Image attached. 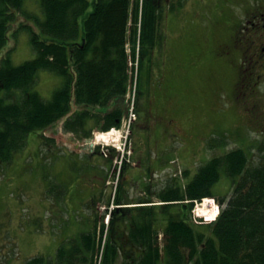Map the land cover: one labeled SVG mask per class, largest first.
I'll list each match as a JSON object with an SVG mask.
<instances>
[{
    "label": "rangeland",
    "instance_id": "rangeland-1",
    "mask_svg": "<svg viewBox=\"0 0 264 264\" xmlns=\"http://www.w3.org/2000/svg\"><path fill=\"white\" fill-rule=\"evenodd\" d=\"M206 2L209 5L204 6L201 0H169L168 3L161 0L163 12L157 25V44L152 49L147 48L142 67L138 68V85L130 91L127 105L130 108L135 102L138 121L126 120L118 129L119 138L122 137L119 145L123 144L122 150L126 146L122 166L129 165L126 159L139 165L134 170L136 184L127 181V177L121 180L124 190L139 187L130 191L134 199L140 190H145L149 180L156 185L160 181V187L173 183L177 168L173 161L184 170L185 179L189 176L181 183L183 186L194 179L201 166L232 150L244 149L251 165L264 156V81L260 83L261 92L254 96L258 105L255 109L249 87L241 90L240 85H235L236 68L233 81L229 80L228 64L222 59L225 54L220 43L228 42L230 33L222 24V19L228 16L225 10H229V0ZM25 4L26 13H40L39 1L26 0ZM40 15L44 19L42 11ZM26 21L23 14L18 16L12 26L17 38H11L6 51L12 53L16 65L36 57L28 33H18L21 24L34 27ZM248 69L244 82L252 83L251 69L247 72ZM256 74L262 77L257 81L264 79L263 72L253 77ZM61 84V77L40 71L35 90L49 101ZM155 96L167 107L173 125L154 123L144 116L143 104L149 107ZM140 113H143L142 119ZM92 129L93 142L103 130L94 125ZM115 135L110 134L105 139L114 143L119 140ZM87 141L64 132L59 123L40 135L31 134L28 146L16 154L10 164L0 162V264H26L37 257L54 262L66 233L71 237L80 230V233L94 230L91 215H97L100 221L98 214L92 210L86 212L81 204L77 207L79 211H73L66 204L76 199L67 194L70 189L74 188L77 195L79 184H88L82 178L99 173L93 165L95 158L107 160L97 154L99 149L91 148L92 153ZM113 151L111 156L109 154L112 160L117 153L116 149ZM92 154H96L94 158H90ZM127 172L130 179L133 170ZM98 177L101 178V174ZM98 182L102 183L100 179ZM232 191L231 180L222 173L213 188L216 201L230 197ZM108 195L110 197L111 193ZM92 201L89 204L92 205ZM81 221L84 223L80 225L90 224L89 229L80 228ZM201 222L199 227L208 224L203 218Z\"/></svg>",
    "mask_w": 264,
    "mask_h": 264
},
{
    "label": "trees",
    "instance_id": "trees-1",
    "mask_svg": "<svg viewBox=\"0 0 264 264\" xmlns=\"http://www.w3.org/2000/svg\"><path fill=\"white\" fill-rule=\"evenodd\" d=\"M37 1L44 19L40 13H26V0H0L3 164H10L26 147L31 134L59 123L64 132L83 140L92 137L93 125L103 131L119 128L133 81L129 62L138 56L141 69L148 46L157 44L163 12L160 0ZM20 14L34 24H21L18 33H28L36 57L16 65L6 51L11 38H17L12 26ZM40 71L62 79L49 101L35 90ZM222 173L231 180L233 191L230 197L218 198L221 213L215 223L193 228L170 214L160 242L155 213L147 209L131 223L122 247L110 231L103 264H264V156L252 165L242 148L214 157L184 189L170 186L160 198L170 203L166 209L189 201L191 211L194 201L215 197L213 188ZM116 202L121 205L120 196ZM98 245L97 234L91 232L63 243L54 262L37 257L26 264H93Z\"/></svg>",
    "mask_w": 264,
    "mask_h": 264
},
{
    "label": "flooded vegetation",
    "instance_id": "flooded-vegetation-1",
    "mask_svg": "<svg viewBox=\"0 0 264 264\" xmlns=\"http://www.w3.org/2000/svg\"><path fill=\"white\" fill-rule=\"evenodd\" d=\"M204 6L209 5L206 0H201ZM227 18L222 19V24L229 28L228 42L220 43L225 54L222 58L229 68V80L233 81L234 69L237 70L235 85L249 87L250 100L255 102L254 96L259 92L262 77L255 73H264V0H229V10H225ZM245 66V67H243ZM251 71L249 76L252 83L244 82L246 68ZM247 70V72L249 71ZM264 77V76H263ZM254 100V101H253ZM255 109L257 103L253 104ZM151 122H163L165 125H173L174 120L169 117L168 109L156 97L147 110Z\"/></svg>",
    "mask_w": 264,
    "mask_h": 264
},
{
    "label": "crops",
    "instance_id": "crops-1",
    "mask_svg": "<svg viewBox=\"0 0 264 264\" xmlns=\"http://www.w3.org/2000/svg\"><path fill=\"white\" fill-rule=\"evenodd\" d=\"M93 164L95 165V168L99 170L98 174H95L93 177H83L82 180L84 182H88V184H79L77 192V195H74L75 191L74 188L70 189V193L68 191V195L71 198L76 197L74 201H69L67 202L68 206L73 210V211H79L80 209L77 208L79 204L82 205V207L85 208L86 212H89L88 205L93 200V204H95V210L98 211L99 206L101 204L107 203L108 196H104L105 188H103V185L105 184V177L107 174V171L110 169L109 164L107 162H101L97 158H95ZM101 174V178L98 177V175ZM135 175L136 173L133 172L132 177L128 180L133 182L135 180ZM101 180L102 183L98 182V180ZM107 192H109L107 190ZM157 201V200H156ZM159 210V209H157ZM162 222L164 223V218H165V223H167L168 218L160 215ZM66 238L69 239L70 235L69 233H66Z\"/></svg>",
    "mask_w": 264,
    "mask_h": 264
},
{
    "label": "bare ground",
    "instance_id": "bare-ground-1",
    "mask_svg": "<svg viewBox=\"0 0 264 264\" xmlns=\"http://www.w3.org/2000/svg\"><path fill=\"white\" fill-rule=\"evenodd\" d=\"M159 12V11H158ZM145 53V52H144ZM116 137H120V134L117 133ZM120 139V138H119ZM113 142V141H112ZM110 144V142H108ZM211 206L209 205V201H207V204L205 205V208L202 210V212H199L200 216H206L207 218L211 217L214 218L216 216V210L210 211ZM210 219V218H209Z\"/></svg>",
    "mask_w": 264,
    "mask_h": 264
}]
</instances>
